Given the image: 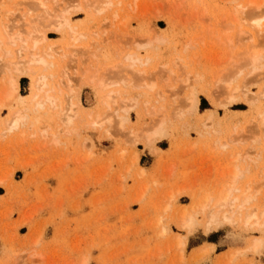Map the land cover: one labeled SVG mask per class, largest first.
<instances>
[{
    "label": "rangeland",
    "instance_id": "obj_1",
    "mask_svg": "<svg viewBox=\"0 0 264 264\" xmlns=\"http://www.w3.org/2000/svg\"><path fill=\"white\" fill-rule=\"evenodd\" d=\"M30 1L0 0V25H14L15 33L44 20L36 28L57 55L61 110L78 101L80 112L68 132L60 128L59 109L36 112L28 75L19 77L17 103L1 111L0 264H264V246L259 253L247 250L254 238L264 245V227L217 215L210 206V213L217 212L218 217L209 213L215 221L207 210L191 206L206 195L218 198L232 184L237 166L236 188L251 191L252 206L264 210V94L258 95L264 90V68L253 70L244 55L255 45L264 50V33L253 31L238 12L252 0H111L103 13L97 10L99 0H47L53 11H64L70 3L68 21L78 41L67 27L59 32L51 27L50 20L57 18L50 19L51 9L40 12ZM254 3H261L264 12V0ZM5 49L16 53L9 44ZM131 54L141 60L137 65L127 60ZM89 67L91 75L110 85L120 82L109 91L138 96L133 99L139 105L127 113L122 99L112 95L114 107L108 105L111 100L105 107L102 96L109 95L86 81ZM6 71L1 82L9 77ZM192 93L199 99L196 109L187 100ZM232 94L237 99L230 101ZM248 94L257 102L246 100ZM14 109L23 110L32 125L9 130L4 124ZM95 112L105 117L97 124ZM120 115L128 120L122 117L121 123ZM161 119L164 131L150 146L146 134ZM46 128L51 129L43 132ZM192 207L200 212L193 215ZM183 210L197 223L188 230L180 222ZM204 246L213 250L200 259L197 251ZM229 250L243 253L227 260Z\"/></svg>",
    "mask_w": 264,
    "mask_h": 264
},
{
    "label": "bare ground",
    "instance_id": "obj_2",
    "mask_svg": "<svg viewBox=\"0 0 264 264\" xmlns=\"http://www.w3.org/2000/svg\"><path fill=\"white\" fill-rule=\"evenodd\" d=\"M37 0H34V3L33 2H31L30 3V5L32 6V5H35V3H37V5H35V7H33V8H35V9H37L38 7H40V8H38L39 10H40V12H41V9L44 11L45 10V13H52V14H50V19H54V17H55V15H56V21H55V19H54V21L52 20V22H51V20H50V23L52 24H50L51 25V27H54V29L56 28V30H58V32H59V30L61 31V28H66L67 27V31L69 32V31H71V27H70V22L68 21L69 20V18H68V16L67 15H69V12L72 10V9H70V11H69V9H67L69 6H71L70 5V3H69V5H68V7H66V9L64 8V11L66 12V11H68L65 15H64V11L62 12V11H60V9L58 10V8H57V11H53L52 9H51V6L50 7H47L48 6V1L47 0H45V1H43V0H38V2H36ZM46 1L48 2V3H46ZM55 1H57L59 4H61L62 3V1L61 0H55ZM79 1V0H78ZM100 2L102 1V0H99ZM106 1V3L107 4H105L104 2ZM108 1V2H107ZM111 0H103V3L102 4H104V5H100V2H99V4L97 5L99 8H100V6H103V8H98V7H96V8H98L97 10H101L102 11V13H103V11L105 12V11H107V9L109 10L110 9V5L112 4V2H110ZM56 2V5H58V3ZM68 2H69V0H68ZM82 2V1H81ZM85 2H87V1H85ZM98 2V1H97ZM109 2L111 3V4H109ZM250 2V1H249ZM248 2V3H249ZM257 2V1H256ZM45 3L47 4V6L45 5ZM71 3H73V2H71ZM79 3V2H78ZM83 3V2H82ZM28 4V3H27ZM54 4V3H53ZM95 4V3H94ZM109 4V5H108ZM21 5H23V4H21ZM25 5V4H24ZM29 5V6H30ZM96 5V4H95ZM100 5V6H99ZM105 5H107L108 7L106 8V6ZM113 5V4H112ZM37 6V7H36ZM58 6H60V5H58ZM85 6V5H84ZM23 7V6H22ZM106 8V10H103V9H105ZM31 8V7H30ZM46 8H49V10L51 9L52 10V12H51V10L49 11L48 9H46ZM71 8V7H70ZM76 8V7H75ZM80 8V7H79ZM18 9V8H17ZM35 9H33V11L32 12H35L36 13V11L38 10H35ZM54 9H56V8H54ZM241 9V10H240ZM18 10H20V9H18ZM17 10V11H18ZM35 10V11H34ZM42 11V12H43ZM62 12V13H60V12ZM242 12V15H245L244 16V18L240 15H238V13H237V17L236 18H240L241 20H242V18H243V20L242 21H245V23H247L248 24V26L250 27V28H252V30L253 31H255V32H257V31H259V33H264V12H263V10H262V4L260 3V4H256V3H254V0H252L249 4H247V5H245V7L243 6L242 7V5H241V8H239V10H238V12ZM57 12V14H55ZM58 12L60 13V15L62 14V15H64V16H57L58 15ZM26 13V12H25ZM30 13V12H29ZM71 13V12H70ZM240 14V13H239ZM37 15V14H36ZM44 15V14H43ZM47 15V14H46ZM49 15V14H48ZM115 15H117V13L115 12ZM114 14H113V17H117V16H115ZM9 16V15H8ZM42 15H40L39 16V18L41 19V18H44V17H41ZM54 16V17H53ZM67 16V17H66ZM11 17V16H10ZM23 17V16H22ZM53 17V18H52ZM58 17H60V18H58ZM13 18H14V16H13ZM7 19V18H6ZM13 20V19H12ZM37 20V19H36ZM39 20V19H38ZM37 20V21H38ZM47 19H45V21H46ZM49 20V19H48ZM47 20V22H49ZM110 21V19L109 18H107V19H105V21ZM239 20V19H238ZM21 21V20H20ZM106 21V22H107ZM14 22V21H13ZM22 22V21H21ZM24 22V21H23ZM34 22V21H33ZM43 22H44V20L42 19V21H40V22H38L39 24H43ZM241 22V21H240ZM1 23V22H0ZM8 22H6V23H3L2 22V24L4 25V27H3V25H0V67H1V63H3V66L2 67H5V68H3V70L5 69V71L8 73V75L7 76H9V77H7V78H5L4 76V78H5V80L7 79V81H5L6 82V84L4 85L3 84V87L2 86H0V89H2L3 91H5L4 93H3V91L1 90L0 91V93H2L1 95H2V97L0 96V98L1 99H3V100H1V102H0V113H1V111L3 110V109H5V108H10L11 107V105L14 103V102H16L17 100H18V98H19V96H20V92H19V90H20V81H19V77L21 76V75H23V76H30L31 77V80H32V84H33V96H32V101L34 102V107H35V110H36V108H39L38 110L40 111V109L42 110V109H44V108H46L47 106H49V107H51V109L50 110H53L52 108H54V109H59V111H58V113H60V115H61V117H63L64 116V119L61 121V119L62 118H60V120H59V122H61V124H62V126H60V128H62L63 126H66L67 127V129H68V127H70V126H72V124L74 123V121H75V119L78 117L79 118V112L76 110V108L78 107L79 108V106H77V105H80L79 103H78V101H77V103H72V102H70L69 104H71L72 103V105H69V107L71 106V108L69 109V108H65L66 110H64L63 109V111L61 110V107H62V105H61V102H60V96L58 95L59 93L57 92V87H59V86H57L58 84H57V71H56V67H57V55H56V57H55V54H53V48L52 47H49V46H45V44L47 43L46 42V40H47V38H46V35L45 34H41V30H40V25L38 26V23L36 24V26H34L35 28L36 27H40V28H34V27H32V25H31V27L30 28H28L29 29V31L28 30H24V31H22L24 28L23 27H21L22 28V30H19V32H15V33H11V32H13V30H14V28H15V26L13 27V26H11L10 24H7ZM20 23V22H19ZM35 23V22H34ZM242 23V22H241ZM33 24V23H32ZM108 24V23H107ZM242 24H244V23H242ZM7 25V26H6ZM33 25H35V24H33ZM44 25V24H43ZM50 25H48V26H50ZM54 25V26H53ZM246 25V24H245ZM19 26V25H18ZM69 26V27H68ZM247 26V25H246ZM10 30L11 29V31H9L7 28ZM10 27H13V28H10ZM233 27V26H232ZM244 27V26H243ZM26 28V27H25ZM33 28V29H32ZM43 28H44V26H43ZM47 28V27H46ZM57 28H59V29H57ZM74 29H76L75 27H73ZM72 28V29H73ZM16 29V28H15ZM31 29V30H30ZM39 29V30H38ZM62 29V30H63ZM74 29L72 30L73 31V33H72V35H74V34H78L77 32H76V30L74 31ZM229 29V28H228ZM238 29V28H237ZM256 29V30H255ZM8 30V31H7ZM46 30V29H45ZM51 30V29H50ZM65 30V29H64ZM71 31V32H72ZM44 31L42 30V33H43ZM56 32V31H55ZM71 32H69V33H71ZM75 32V33H74ZM241 33H243V32H241ZM244 33L247 35V34H249V33H247L246 31H244ZM14 34V35H13ZM41 34V35H40ZM71 35V36H72ZM80 35V34H79ZM260 35V34H259ZM78 37V38H76V37ZM250 36V35H249ZM262 36V35H261ZM79 37L80 36H78V35H74V36H72V38H75V40H79ZM245 37V36H244ZM263 37V36H262ZM158 38H160V36L158 37ZM247 38V37H246ZM162 39V38H161ZM245 39V38H244ZM250 39L252 40V36H250ZM74 40V42L76 43V41ZM156 40H158V39H156ZM243 41H246V40H243ZM241 42V41H240ZM154 43V42H153ZM152 43V44H153ZM6 44H9V45H11V46H14V47H16V51H14V52H16V53H13L12 52V50H7V49H5L4 50V46L6 45ZM247 44V43H246ZM245 44V45H246ZM253 44V43H252ZM50 46H52V45H50ZM54 47V46H53ZM69 47V46H68ZM58 48V47H57ZM91 48V47H90ZM12 49V48H11ZM71 49V48H70ZM92 49V48H91ZM14 50V49H13ZM57 50V49H56ZM87 50L88 49H86L85 51H86V53H87ZM90 50V49H89ZM246 50H247V48H246ZM245 50V51H246ZM248 50H249V48H248ZM84 52V51H83ZM233 52V51H232ZM55 53H57V51L55 52ZM59 53V52H58ZM89 53V52H88ZM247 54H249V56L247 55ZM15 55H17L16 57H15ZM66 55H68V54H66ZM65 55V56H66ZM70 55V54H69ZM68 55V56H69ZM88 56L89 55H91L90 53L89 54H87ZM86 55V56H87ZM244 55H245V58H247L246 60H248V61H246L247 62V66H250L253 70H261L262 71V69L264 68V50L262 49V48H260V47H258L257 45H255V46H252L251 47V50L249 51V52H247L246 51V53H244ZM60 56V55H59ZM92 56V55H91ZM90 56V57H91ZM127 56V55H126ZM85 57V56H84ZM16 58V60L17 61H15L14 62V59ZM81 58V57H80ZM88 58V57H87ZM93 58V57H92ZM90 59V58H89ZM139 59V57L137 58V57H135V55L133 54H131V55H129L128 57H127V60L129 61V62H131L132 63V65L134 66V65H137V63L138 62H140L141 60H138ZM239 59V58H238ZM91 60V59H90ZM237 60V59H236ZM243 60V59H242ZM87 62H88V60H86ZM93 61V60H92ZM148 61V60H147ZM84 62V61H83ZM82 62V63H83ZM90 63H91V61H90ZM241 63V62H240ZM84 64V63H83ZM76 66V65H75ZM242 66H244V65H242ZM1 67V68H2ZM67 67H69V65L67 66ZM132 67V66H131ZM136 67V66H135ZM164 67V66H163ZM1 68H0V73H1V71L3 72V70H1ZM92 68V67H91ZM90 67H89V69L87 70V71H85V76H86V81H88V83H90V85H93V87L96 89V90H100L101 91V89L102 90H107V91H101V93H103V95H109V98H106V97H104L103 98V96H102V99H105V104L104 105H106L105 107H111V105L113 104V97L115 96V98H121L122 100L120 101L119 100V102H120V104L122 103L123 104V106H124V111L126 110H131V109H133L135 106L137 107L139 104V102H136L135 101V99L137 100V98H138V96H137V98L136 97H134L135 99H133V97L131 98V97H129V98H127L128 96L127 95H125V94H121L120 92H118V91H114V90H111V91H109L110 90V88H113L114 86H116V85H118L119 83H118V79L120 80V78L118 77V79H117V77H116V79H114V80H116V82H115V84L116 83H118V84H116V85H114L113 83H112V85H110V84H108V82L106 81V79H103V77L102 78H100L98 75L96 76V74H94V75H91L92 73L90 72L91 69ZM95 68V67H94ZM122 68V67H121ZM132 68H134V67H132ZM58 69V68H57ZM119 69V68H118ZM245 69H248V68H245ZM65 70V69H64ZM81 70V69H80ZM139 70V69H138ZM167 70V69H166ZM241 70H242V68H241ZM259 70V71H260ZM5 71L3 72L4 73V75H5ZM93 71V70H92ZM132 71V70H131ZM165 71V70H164ZM170 71V70H169ZM240 71V70H239ZM62 72V71H61ZM84 72V71H83ZM97 72V71H96ZM138 72H140V71H138ZM263 72V71H262ZM123 73V72H122ZM130 74V73H129ZM136 74V73H135ZM174 74V73H173ZM264 74V73H263ZM2 75V74H1ZM83 75V76H84ZM133 76V75H132ZM135 76V75H134ZM3 77H2V82H3ZM96 77H97V80L98 81H96ZM99 77V78H98ZM112 77V76H111ZM65 78V77H64ZM84 78V77H83ZM136 78V77H135ZM264 78V77H263ZM100 79V80H99ZM137 79V78H136ZM64 80V79H63ZM85 80V79H84ZM134 80V79H133ZM226 80V79H225ZM232 81H233V79H231ZM120 81H123L124 82V80L123 79H121ZM125 81L127 82V77H126V79H125ZM228 81V80H227ZM1 82V81H0ZM2 82H1V85H2ZM62 82V81H61ZM83 82V81H82ZM229 82V81H228ZM69 83V82H68ZM67 83V84H68ZM122 83V82H121ZM128 83V82H127ZM146 83V82H145ZM225 83V82H224ZM60 84V83H59ZM148 84H150V83H148ZM114 85V86H113ZM129 86H130V84H128ZM143 85V84H142ZM229 85H231L230 83H229ZM113 86V87H112ZM119 86V85H118ZM123 86V85H122ZM134 86V85H133ZM150 86V85H149ZM155 86V85H154ZM127 87V86H126ZM231 87H232V85H231ZM72 88V87H71ZM71 88H70V90H69V88H67L69 91H71ZM236 88V87H235ZM235 88H233V89H235ZM138 89V88H137ZM150 89H151V87H150ZM149 89V90H150ZM155 89V88H154ZM228 89H229V87H228ZM238 89V88H237ZM245 89L246 90H248V88L247 87H245ZM67 90V91H68ZM75 90V89H74ZM239 90H242V89H239ZM58 91H61L60 90V88H58ZM68 91V92H69ZM109 91V92H108ZM232 91V90H231ZM235 91H238V90H235ZM243 91V90H242ZM75 92H76V90H75ZM109 94H108V93ZM232 92H234V91H232ZM264 92V90L262 91V93L260 92V94H258L259 95V97H261L260 95L261 94H264L263 93ZM107 93V94H106ZM235 93V92H234ZM70 94V93H69ZM71 94H74V91H73V93H71ZM140 94H141V92H140ZM193 94V93H192ZM192 94H190V95H192ZM102 95V94H101ZM112 95H114V96H112ZM123 95V96H122ZM139 95V94H138ZM245 95V94H244ZM74 96V95H73ZM126 98H125V97ZM232 96H233V99H230V101L231 100H234L235 98H234V96L236 97V99H237V94L236 95H233L232 94ZM232 96H231V98H232ZM242 96H243V94H242ZM248 96V97H247ZM262 96H264V95H262ZM72 97V96H71ZM123 97V98H122ZM141 97H143L142 95H140V100H141ZM245 97V96H244ZM246 100L247 99H251L252 101H255L256 100V98H254L255 96H251V94H248V95H246ZM254 99H253V98ZM257 98H259L258 96H256ZM68 98H70V96L68 97ZM119 98V99H120ZM72 99V98H71ZM76 99V98H75ZM106 99H109V100H106ZM260 99H262V97L260 98ZM111 100V102H109ZM116 100V99H115ZM114 100V101H115ZM187 100H189L190 101V103H191V106L193 107V108H197L198 107V105H199V99H198V97L195 95V93L189 98V99H187ZM186 100V101H187ZM229 100V99H228ZM71 101V100H70ZM109 102L108 103V105L106 104L107 102ZM250 101V100H249ZM255 102H257V101H255ZM254 102V103H255ZM17 103V102H16ZM100 103V102H99ZM103 102H101V104H102ZM116 103L117 102H115L114 103V105H116ZM125 103V104H124ZM148 103V102H147ZM147 103H146V105H147ZM121 104V105H122ZM138 104V105H137ZM145 104V103H144ZM32 105V104H31ZM149 105V104H148ZM147 105V106H148ZM74 106H76L75 108H74ZM102 106H103V104H102ZM113 106V105H112ZM144 106V105H143ZM21 107V106H20ZM33 107V108H34ZM104 107V108H105ZM114 107V106H113ZM48 108V107H47ZM46 108V109H47ZM63 108V107H62ZM77 108V109H78ZM103 108V107H102ZM101 108V109H102ZM24 109L27 111V109L24 107ZM24 110V111H25ZM34 110V111H35ZM38 110H36V112H39ZM49 110V109H48ZM122 110V109H121ZM25 111V112H26ZM57 111V110H56ZM65 111V112H64ZM109 111H110V109H109ZM125 111V112H126ZM160 111V110H159ZM159 111H158V113H159ZM35 112V113H36ZM63 112V113H62ZM108 112V111H107ZM120 112V111H119ZM129 111H127V113H128ZM50 113V112H49ZM57 113V114H58ZM96 113V112H95ZM106 113V112H105ZM105 113H103V114H105ZM122 113V112H121ZM155 113H156V111H155ZM263 113V112H262ZM261 113V114H262ZM44 114H46V112L44 113ZM51 114V113H50ZM55 114H56V112H55ZM99 114V113H98ZM97 113H96V116H93L94 118H93V120H94V123L95 124H97V123H99L100 121H101V119H104L105 117H104V115H103V117L102 118H100V116L98 115ZM110 114H111V112H110ZM59 115V114H58ZM57 115V116H58ZM84 115V114H83ZM100 115H101V113H100ZM112 115V114H111ZM90 117L92 116V115H89ZM50 117V116H49ZM60 117V116H59ZM82 117V116H81ZM99 117V118H98ZM109 117V116H108ZM125 118V116H121L120 115V117L119 118ZM127 117V116H126ZM57 118V117H56ZM89 117H87V119H88ZM98 118V119H97ZM114 117H110V119L112 120ZM119 118H118V120H119ZM122 118V120L120 119V122L121 123H124L125 121H127L128 119V117L127 118H125L126 120H124ZM27 119H28V117L23 113V110L21 111L20 109H14V110H11V112H10V114H9V116H8V121H7V119H6V121H7V123L6 124H8V125H6V124H4L5 126H8V129L9 130H11V131H14V130H19V129H21L22 128V126H25V123L27 124L28 122H26L27 121ZM58 119V118H57ZM97 119V120H96ZM89 120V119H88ZM91 120V119H90ZM96 120V121H95ZM98 120H100L99 122H98ZM107 119H105L104 121H106ZM123 120H124V122H123ZM5 121V122H6ZM82 121V120H81ZM84 121V120H83ZM103 121V120H102ZM56 122V121H55ZM109 122V121H108ZM113 122V121H112ZM115 122V121H114ZM120 122H119V124H120ZM261 122V121H260ZM30 123V125H32V123H31V121L29 122ZM164 123H166V120L165 119H161L160 121H158V125L157 124H155V129H154V131H153V129L152 130H150L149 132H151L150 134H146V137H145V139L147 140H145L146 141V143H148L149 144V142L151 143V141L150 140H152V142H153V137L154 136H156L158 133H161V135H162V132L164 131V130H162L161 131V129H162V126L164 125ZM262 124H263V127H264V118H263V121L261 122ZM104 124V123H103ZM29 125V126H30ZM101 125H102V123H101ZM111 125V124H110ZM122 125V124H121ZM28 126V127H29ZM31 127V126H30ZM51 127V126H50ZM66 127H63L64 128V131H66ZM72 127H70V129H71ZM47 130H45V129H43V132H48L49 131V129H51V128H46ZM53 129V128H52ZM69 131V129L67 130V132ZM161 131V132H160ZM138 135V134H137ZM142 136V135H141ZM135 137H140V135L139 136H136V134H135ZM144 140V139H143ZM155 142V141H154ZM153 142V143H154ZM152 144V143H151ZM150 145V144H149ZM153 145V144H152ZM152 145H150V146H152ZM149 146V147H150ZM154 147V146H153ZM151 148V147H150ZM151 150V149H150ZM153 151H154V149H153ZM136 156H137V154L135 155V160L137 159L138 160V156H137V158H136ZM137 160H136V162H137ZM237 160V159H236ZM235 160V161H236ZM238 161V160H237ZM241 177V172H240V170L238 169V167L237 166H235V168L233 169V175H232V179H233V181H232V184L229 186V187H226V188H224L223 190H221V193L219 194V197L218 198H216V199H214V200H212L213 198L211 197L210 198V196H208V195H206V196H203V197H201V198H203L202 200L201 199H198V200H200V201H198L197 200V202L195 201V205H193L194 204V202H193V204L191 205V206H194L195 207V209L197 208L198 210L200 209L201 211H205V210H207L208 211V213H207V215H208V217L211 215V214H214V215H216V213L217 212H219V213H217V215L218 214H221V212H222V214L221 215H223V213H224V215H226L227 217H228V215L230 214L231 216H232V218L233 217H237L238 218V220L241 218V219H243V221L246 223V224H248V227H249V224H252V226L253 225H255V228H257V227H260V228H263L264 227V210H261V209H257L256 210V206L255 207H253L252 206V199L254 198V197H252L254 194H253V192H252V194L253 195H251V193H249V192H251V191H249V192H246V190H245V192H243V193H241L240 192V190H239V188H236V182L238 181V179ZM251 187V186H250ZM248 188V187H247ZM253 191V190H252ZM219 193V192H218ZM248 193H249V195H248ZM255 193V192H254ZM218 195V194H217ZM212 196V195H211ZM251 196V197H250ZM197 197V196H196ZM200 198V197H199ZM210 199V200H209ZM212 200V201H211ZM210 206H212V208H213V210H216L217 212H215V213H210V211H212L213 212V210H211L212 208H210L209 209V207ZM208 208V209H207ZM190 210V209H189ZM207 211H205V213L207 212ZM261 211V212H260ZM183 212H184V210H183ZM189 212V211H188ZM195 212V213H194ZM198 212H200V211H198ZM197 212V210L196 211H194V208L192 207L191 208V213L193 214V215H196V213H198ZM209 213H210V215H209ZM180 214V213H179ZM187 214H189V213H187ZM186 214V210H185V212H184V215L183 214H181V218H183V219H181V223H183V224H181V225H183V227H186L185 229H187V227H193V226H195L197 223H196V221H195V219L193 218V215L191 214H189V215H187ZM183 215V216H182ZM206 215V214H205ZM206 215V216H207ZM216 215V217H218ZM231 216H229V217H231ZM208 217H206V219L208 218ZM210 217H213V216H210ZM220 217V219L222 218V217H224V216H219ZM226 218V217H225ZM215 219V216L213 217V219L212 220H214ZM223 219V218H222ZM207 220H210V218H208ZM206 220V221H207ZM217 220H218V218H217ZM216 219H215V221H217ZM234 220V219H233ZM194 221H195V225L193 224L194 223ZM227 221H229V220H227ZM231 221V220H230ZM229 221V222H230ZM219 222H221L220 220L218 221V225H220L219 224ZM244 222H243V225H245L244 224ZM206 223V222H205ZM193 224V226H191ZM210 224V223H209ZM180 225V226H181ZM213 225V224H212ZM222 225V224H221ZM257 225V226H256ZM216 226V225H215ZM204 227H206L205 226V224H204ZM207 227H209V226H207ZM216 228H217V226H216ZM245 228H247L246 226H245ZM253 228H254V226H253ZM191 229V228H190ZM258 229V228H257ZM188 230V229H187ZM206 231V230H205ZM180 243V242H179ZM181 245V244H180ZM264 245H263V241H261L260 239H255L254 238V241L251 243V245L247 248V250H249V251H253V252H258L259 250H261V248L263 247ZM211 250H213V248H212V246H204V247H201V249H199L198 251H197V255H198V257L201 259V257L203 258L204 257V255L206 254V256L208 255V253L211 251ZM195 253V252H194ZM240 253H243V251H230L229 250V252H227L226 253V255H227V257L229 256L230 258H235V256L236 255H238V254H240ZM259 253V252H258ZM196 255V256H197ZM225 255V256H226ZM241 255V254H240ZM224 256V258H227V257H225ZM222 257V256H221ZM220 257V258H221ZM228 257V258H229ZM237 257V256H236ZM194 258V257H193ZM197 258V257H196ZM227 258V260H231L230 258L228 259ZM196 260V259H195ZM194 260V261H195ZM199 260V259H198ZM220 261H222V260H220ZM224 262V261H223ZM227 263H229V262H227Z\"/></svg>",
    "mask_w": 264,
    "mask_h": 264
},
{
    "label": "crops",
    "instance_id": "obj_3",
    "mask_svg": "<svg viewBox=\"0 0 264 264\" xmlns=\"http://www.w3.org/2000/svg\"><path fill=\"white\" fill-rule=\"evenodd\" d=\"M22 235H24V234H22Z\"/></svg>",
    "mask_w": 264,
    "mask_h": 264
}]
</instances>
